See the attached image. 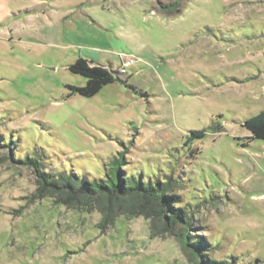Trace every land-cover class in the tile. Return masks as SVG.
<instances>
[{
    "label": "rangeland",
    "instance_id": "rangeland-1",
    "mask_svg": "<svg viewBox=\"0 0 264 264\" xmlns=\"http://www.w3.org/2000/svg\"><path fill=\"white\" fill-rule=\"evenodd\" d=\"M174 1L0 0V264H193L144 216L103 229L97 209L36 198L34 168L11 159L93 180L121 151L129 175L173 177L210 256L264 264V140L242 126L264 110V0L157 8ZM79 57L132 58L134 89L70 96L86 84L68 68ZM192 130L206 134L188 142Z\"/></svg>",
    "mask_w": 264,
    "mask_h": 264
},
{
    "label": "trees",
    "instance_id": "trees-1",
    "mask_svg": "<svg viewBox=\"0 0 264 264\" xmlns=\"http://www.w3.org/2000/svg\"><path fill=\"white\" fill-rule=\"evenodd\" d=\"M181 0L169 3H159L158 10L165 14L181 12ZM69 70L86 78L84 86L67 85L69 95L78 93L85 97L97 94L104 86L121 81L131 88L128 79H123L118 70L99 64L93 59L79 57L69 65ZM134 89V88H133ZM250 135L248 143L253 140H264V110L245 119L242 123ZM221 132L220 127H217ZM204 130H192L188 142L195 138H203ZM247 143V144H248ZM247 144H244L247 145ZM126 153L119 152L108 165L105 178L89 180L76 173L48 172L39 158H11L15 163L34 168L38 189L34 196L42 198L55 197L57 203L72 209L98 210L103 214L101 226L103 229L116 216L125 215L133 218L144 216L150 221L152 237L173 236L180 240L189 261L193 264H233L225 259L210 256L211 243L202 236L200 222L195 218V210L189 205H180L181 196L174 191V179L129 175L125 167Z\"/></svg>",
    "mask_w": 264,
    "mask_h": 264
},
{
    "label": "built area",
    "instance_id": "built-area-1",
    "mask_svg": "<svg viewBox=\"0 0 264 264\" xmlns=\"http://www.w3.org/2000/svg\"><path fill=\"white\" fill-rule=\"evenodd\" d=\"M133 62H134V60L132 58H126L125 57V58L121 59V64H120L119 70H118L120 72V74L126 73L128 66Z\"/></svg>",
    "mask_w": 264,
    "mask_h": 264
}]
</instances>
